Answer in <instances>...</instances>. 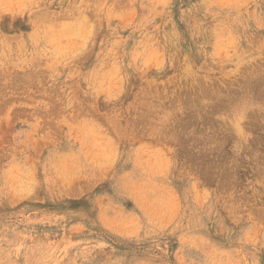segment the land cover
I'll return each mask as SVG.
<instances>
[{
  "label": "rangeland",
  "instance_id": "rangeland-1",
  "mask_svg": "<svg viewBox=\"0 0 264 264\" xmlns=\"http://www.w3.org/2000/svg\"><path fill=\"white\" fill-rule=\"evenodd\" d=\"M0 264H264V0H0Z\"/></svg>",
  "mask_w": 264,
  "mask_h": 264
},
{
  "label": "bare ground",
  "instance_id": "bare-ground-1",
  "mask_svg": "<svg viewBox=\"0 0 264 264\" xmlns=\"http://www.w3.org/2000/svg\"><path fill=\"white\" fill-rule=\"evenodd\" d=\"M247 74V73H246ZM191 81V80H190ZM253 84V83H252ZM257 84H258V82H257ZM253 86V85H252ZM194 88V87H193ZM194 91V90H193ZM188 92V91H187ZM218 92V91H217ZM235 93V92H234ZM239 93V92H238ZM248 93V92H247ZM250 93V92H249ZM240 94V93H239ZM242 94V93H241ZM256 94H257V92H256ZM204 96V95H203ZM227 96V95H226ZM246 96V95H245ZM244 97V96H243ZM215 98V97H214ZM247 98V97H246ZM243 99V98H242ZM255 100V99H254ZM253 101V100H252ZM184 102V101H183ZM247 102V101H246ZM241 103V102H240ZM185 104V103H184ZM216 111V110H215ZM223 111V110H222ZM227 112H228V110H227ZM195 113V112H194ZM218 122V121H217ZM216 123V122H215ZM181 124V123H180ZM185 127V126H184ZM166 133V132H165ZM185 133V132H184ZM193 135V134H192ZM210 135V134H209ZM224 135V134H223ZM212 136V135H211ZM225 137V136H224ZM236 137V136H235ZM225 139V138H224ZM235 139V138H234ZM202 140V139H201ZM180 142V141H179ZM244 148V147H243ZM204 150V149H203Z\"/></svg>",
  "mask_w": 264,
  "mask_h": 264
}]
</instances>
